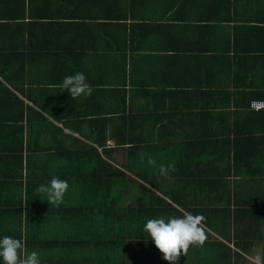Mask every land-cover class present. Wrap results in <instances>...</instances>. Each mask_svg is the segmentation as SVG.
<instances>
[{"label":"crops","instance_id":"1","mask_svg":"<svg viewBox=\"0 0 264 264\" xmlns=\"http://www.w3.org/2000/svg\"><path fill=\"white\" fill-rule=\"evenodd\" d=\"M260 27L264 0H0V238L22 240L46 263L52 250L36 244L59 241L68 223L56 215L42 222L27 192L62 176L76 145L101 152L106 131L130 130L137 147L131 166L126 145L114 148L112 138L108 159L140 185L135 193L152 189L142 179L149 170L138 173L143 149L153 158L152 146L179 142L176 132L193 128L187 118L204 109L209 86L227 82L233 92L252 64L264 79ZM255 40L261 52H252ZM77 72L93 88L87 98L60 92L63 78ZM177 172L169 174L173 187ZM70 188L59 207L74 206L72 182ZM245 190L241 199L250 203L239 201L246 210L236 214L237 235L233 224L223 235L204 225L207 239L189 249L187 264H254L256 256L264 264V216L257 212L264 206ZM230 209L239 208L232 202Z\"/></svg>","mask_w":264,"mask_h":264},{"label":"trees","instance_id":"2","mask_svg":"<svg viewBox=\"0 0 264 264\" xmlns=\"http://www.w3.org/2000/svg\"><path fill=\"white\" fill-rule=\"evenodd\" d=\"M256 41L252 52H261L255 48ZM257 73V65L245 67V78L233 82V92L227 82L209 86L204 91L208 96L204 109L187 118L193 128L175 131L183 136L179 142L152 146L154 167L147 163L143 149L138 173L149 170L150 176L142 179L152 187H146L144 193H135L140 185L135 181V190L126 172L108 159L113 148L106 146V140L112 138L114 148L126 145L125 166H131V153L137 147H131L129 129L102 133L104 139L98 142L101 152L86 143L76 145L69 155L73 161L64 165L62 176H56L66 180L69 188L71 182L74 185L73 207H46L40 193L27 192V204L40 207L42 222L56 215L68 223L67 232L59 228L64 231L59 241L36 244L42 250H52L45 264H168L143 232V225L148 219L182 215L171 202L193 215H203L204 225L215 233L223 235L233 224L237 235L236 214L246 210L238 206L239 201L245 202L241 199L243 187L264 206V198L257 196L260 190L264 193V178L257 179L264 176V109L249 108L250 101L264 100V79L259 81ZM170 137L172 141L175 135ZM161 164H174L178 185L168 187V179L159 174ZM245 173L250 177H244ZM50 180L48 177L41 184ZM214 202L220 205L210 208ZM232 202L239 211L230 209ZM257 212L264 216V210ZM189 252L177 264H187Z\"/></svg>","mask_w":264,"mask_h":264},{"label":"clouds","instance_id":"3","mask_svg":"<svg viewBox=\"0 0 264 264\" xmlns=\"http://www.w3.org/2000/svg\"><path fill=\"white\" fill-rule=\"evenodd\" d=\"M60 92L67 91L73 99L92 94L93 88L87 83L83 73L67 75L59 85ZM147 163L155 166L156 161L148 157ZM175 171L174 164L159 166V174L165 179L170 172ZM68 182L58 177H52L47 184H41L37 193H44L48 204L59 207L68 190ZM203 215H193L184 212L182 215H171L167 218L148 219L143 225V232L152 241L155 248L162 254L161 258L168 264H177L181 256H186L193 246H203L207 239ZM0 260L3 264H41L39 253L35 250L28 252L20 239L4 236L0 238ZM254 264H261L260 256L253 258Z\"/></svg>","mask_w":264,"mask_h":264},{"label":"built area","instance_id":"4","mask_svg":"<svg viewBox=\"0 0 264 264\" xmlns=\"http://www.w3.org/2000/svg\"><path fill=\"white\" fill-rule=\"evenodd\" d=\"M249 108L253 110L264 109V100H252L250 101Z\"/></svg>","mask_w":264,"mask_h":264},{"label":"rangeland","instance_id":"5","mask_svg":"<svg viewBox=\"0 0 264 264\" xmlns=\"http://www.w3.org/2000/svg\"><path fill=\"white\" fill-rule=\"evenodd\" d=\"M119 163H123L122 161H119ZM129 177V176H128ZM130 178V177H129ZM172 186V181L170 180V182L168 183V187ZM75 188V187H74ZM68 191H70V189H68Z\"/></svg>","mask_w":264,"mask_h":264}]
</instances>
